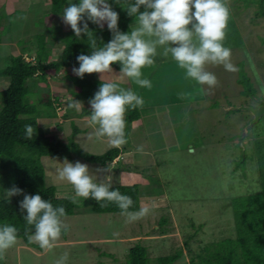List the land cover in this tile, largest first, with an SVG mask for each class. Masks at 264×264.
Wrapping results in <instances>:
<instances>
[{
    "label": "rangeland",
    "instance_id": "1",
    "mask_svg": "<svg viewBox=\"0 0 264 264\" xmlns=\"http://www.w3.org/2000/svg\"><path fill=\"white\" fill-rule=\"evenodd\" d=\"M251 1L227 0L230 15L223 43L231 50V63L237 71L206 65L218 81L208 89L186 78L171 56L163 57L158 49L155 63L142 69V78L151 81L150 89L127 78L118 82L140 95L144 104L136 109L138 119L126 122L127 143L108 166L110 171L97 174L96 169L106 167L74 155L67 158L88 165L100 179L110 178L112 186L138 185V208L130 211L146 206L149 214L128 223L120 213L91 212L83 206L84 199L77 197L78 203H72L73 214L64 218L68 231L52 250L45 251L36 243L37 248L28 247L17 238L4 253L5 264H56L65 252L69 254L65 264H124L135 245L146 249L149 264H158V258L179 250L183 256L174 264H189L184 241L190 235L195 234L189 240L194 252L207 243L235 237L234 202L264 193V115L253 122L249 112L233 110L257 108L264 101V19ZM49 10L50 0H0V69L8 65L10 56L20 54L22 47L31 46L18 42L33 40L47 27L57 30L52 34L68 31L62 16H51ZM46 35L49 40V33ZM51 52L50 61L58 57L60 48ZM113 72L104 74V79L115 80L119 72ZM96 75L85 74L82 84L101 81L100 74ZM242 75L246 84L239 83ZM67 76L77 77L68 69L48 72L45 82H29L30 90L40 93L43 100L47 94L59 100L53 106L55 115L38 123L48 136L65 139L75 126L80 132L74 141L80 148L103 154L112 148L106 138L89 139L94 129L79 112L67 107L72 101L68 88L73 87ZM7 83L0 78V91ZM73 89L79 92L78 86ZM31 101L37 102V96ZM77 101L90 110L89 101ZM64 159L42 157L41 164L45 184L55 187L57 196L71 200L75 196L72 185L57 180L56 170ZM198 225H202L200 230L195 229Z\"/></svg>",
    "mask_w": 264,
    "mask_h": 264
},
{
    "label": "clouds",
    "instance_id": "2",
    "mask_svg": "<svg viewBox=\"0 0 264 264\" xmlns=\"http://www.w3.org/2000/svg\"><path fill=\"white\" fill-rule=\"evenodd\" d=\"M116 3H120L129 16L136 17L130 33L118 29L119 15L108 0H79L78 5L69 3L63 10L62 19L76 37L87 35L93 49L91 55L77 56L79 67H73V74L79 78L85 74H100L102 82L88 102L90 114L84 117L94 129L89 139L93 136L97 140L106 138L110 147L119 149L127 143L126 112L142 107L144 100L133 90L121 88L118 82L127 78L141 88L150 89L151 81L142 78V69L155 63L158 49H162L160 55L163 57L171 56L178 68L184 70L186 78L198 85H207L208 89L218 81L214 73L206 70V65H223L230 72L237 71V68L231 63V50L223 43L230 15L227 0H116ZM141 7L143 12H140ZM88 21L101 28L106 24L112 39L98 47L89 31ZM115 63L120 64V72L115 73V80H105L104 74L114 73L111 66ZM67 107L80 112L84 106L73 99ZM24 130L25 139L32 140L36 129L25 125ZM61 165L56 170L57 180L72 185L75 192L71 197L73 204L78 203L77 197L94 199L102 208L107 204L101 202L115 203L128 223L149 214L150 209L146 206L130 211L132 198L119 190H110V178L94 176L88 165L79 161L71 163L67 158ZM109 171V167L96 169L97 174ZM20 195H23V200L19 207L26 212L23 219L27 226L34 228L31 234L26 230L28 242L38 244L45 251L52 250L62 231L67 232L69 228L64 222L65 208L54 207L51 201L42 199L39 194H25L15 185L4 192V199ZM17 236L18 229L14 225L0 224V259L16 244ZM68 255L65 252L56 264H65Z\"/></svg>",
    "mask_w": 264,
    "mask_h": 264
},
{
    "label": "trees",
    "instance_id": "3",
    "mask_svg": "<svg viewBox=\"0 0 264 264\" xmlns=\"http://www.w3.org/2000/svg\"><path fill=\"white\" fill-rule=\"evenodd\" d=\"M68 0H50L49 15L62 16L65 4ZM134 2V0H133ZM72 4H79V0H73ZM114 11L119 15L118 29L123 33H130V26L135 24L136 17H131L126 10L116 0H108ZM251 3L258 5V16L264 19V0H253ZM144 8L141 7L140 12ZM89 31L97 41V45H106L112 39V33L107 26H100L88 21ZM82 27V25H81ZM47 35L37 34L33 40L18 42V45L31 44L30 48L22 47L21 53L17 56H10L9 63L0 69V78L7 80V86L0 91V224H11L18 229L17 238L32 248H37L35 243H29L26 235L34 233V228L26 225L23 217L26 212H22L19 207L23 195L4 199V192L13 185L23 190L25 194H39L42 199L51 201L53 206H63L66 216L73 214V204L69 198L57 196L56 188L45 184V173L41 164L42 157L68 158L74 155L88 163L108 167L119 157L122 150L111 148L100 155L90 154L74 141V137L80 130L73 126L70 136L65 139L57 135L48 136L44 126L39 125L40 119L52 118L53 106L58 102V97H50L47 94L45 100L40 93L30 90L28 85L45 82L48 72L58 73L61 70L79 67L77 56L80 54L91 55L88 43V36L82 34L76 37L71 27L68 26L66 33L52 34L57 31L47 27L44 28ZM25 46V45H24ZM60 48V53L55 60L50 61L53 48ZM26 56H25V55ZM27 56L30 60H26ZM113 70L120 71V64L115 63ZM71 80L73 87L78 86L79 92H75L73 87L68 88V93L75 100L85 99L87 102L94 97L99 90L101 81L90 80L88 86L82 84L83 78L67 76ZM247 78L242 75L239 83H247ZM121 88L125 86L119 84ZM132 90V89H131ZM245 93V92H244ZM33 95L37 96V102L31 101ZM70 102H68L69 104ZM45 109H47L45 111ZM52 112L53 114H51ZM135 110L129 109L126 113V122L138 119ZM85 117L90 114V110L82 109L79 113ZM25 125H32L36 133L32 140L25 139ZM242 162H239L242 164ZM110 190H119L122 194L128 195L133 200L130 210L138 208V185H115ZM106 203L107 207H100L94 199L83 200V206L94 213H120V209L115 203ZM233 217L235 222V237L225 238L199 246L197 252L192 251L189 240L195 234L190 235L184 241L185 252L188 256L189 264H264V193L254 196L241 197L234 202ZM191 227L194 223L191 222ZM202 225H198L196 230H200ZM66 232L62 231L65 236ZM183 256V251L179 250L172 256L157 259L158 264H174L176 260ZM0 264H5L0 259ZM124 264H149L146 258V249L140 245H135L129 249Z\"/></svg>",
    "mask_w": 264,
    "mask_h": 264
},
{
    "label": "water",
    "instance_id": "4",
    "mask_svg": "<svg viewBox=\"0 0 264 264\" xmlns=\"http://www.w3.org/2000/svg\"><path fill=\"white\" fill-rule=\"evenodd\" d=\"M236 111H247L253 116V122H256L262 115H264V101H260L257 108L239 107L233 108Z\"/></svg>",
    "mask_w": 264,
    "mask_h": 264
},
{
    "label": "crops",
    "instance_id": "5",
    "mask_svg": "<svg viewBox=\"0 0 264 264\" xmlns=\"http://www.w3.org/2000/svg\"><path fill=\"white\" fill-rule=\"evenodd\" d=\"M13 56V55H12ZM14 56H17V55H14ZM116 73L117 72H120V71H116V70H114ZM95 75H96V73H95ZM97 76V75H96ZM70 98H72V100L74 99L75 100V98H73V96H71ZM71 100V99H70ZM86 101V100H85ZM85 109V108H84ZM80 113V112H79ZM119 160V159H118Z\"/></svg>",
    "mask_w": 264,
    "mask_h": 264
},
{
    "label": "built area",
    "instance_id": "6",
    "mask_svg": "<svg viewBox=\"0 0 264 264\" xmlns=\"http://www.w3.org/2000/svg\"><path fill=\"white\" fill-rule=\"evenodd\" d=\"M27 60V59H26Z\"/></svg>",
    "mask_w": 264,
    "mask_h": 264
}]
</instances>
